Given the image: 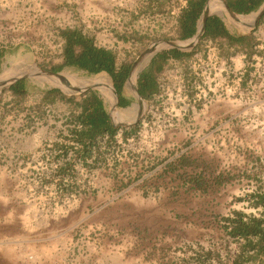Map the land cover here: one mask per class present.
Wrapping results in <instances>:
<instances>
[{
    "label": "rangeland",
    "instance_id": "obj_1",
    "mask_svg": "<svg viewBox=\"0 0 264 264\" xmlns=\"http://www.w3.org/2000/svg\"><path fill=\"white\" fill-rule=\"evenodd\" d=\"M186 2L0 0V74L60 65L67 28L116 45L130 66L168 42L189 49L197 32L180 38ZM239 18L228 17L240 27ZM256 26L250 33L263 54L255 59L201 43L189 64L168 68L153 99L136 102L124 86L130 101L119 110L110 88H64L34 72L24 79L26 94L1 88L0 264H264L243 237L225 231L237 212L264 215L254 206L264 196V20ZM55 72L112 85L106 72ZM49 88L76 103L80 94L87 93L85 104L100 97L118 130L113 140L105 135L89 156L81 153L80 107L52 106L42 94Z\"/></svg>",
    "mask_w": 264,
    "mask_h": 264
},
{
    "label": "crops",
    "instance_id": "obj_2",
    "mask_svg": "<svg viewBox=\"0 0 264 264\" xmlns=\"http://www.w3.org/2000/svg\"><path fill=\"white\" fill-rule=\"evenodd\" d=\"M193 1H197V0H187V2H186L187 5L185 6L184 10L188 9L189 4ZM209 4H210V7L208 8ZM225 6L227 7V9L229 11L226 9ZM205 7L208 8L207 9L208 16L205 20L204 28L202 29L201 24H200L201 28L197 27V29H196V26H195V33L197 32L196 33L197 39L193 42L192 46H190L189 49H182L180 47L159 48V49L155 50L154 52L150 53L146 57V60H145L146 62L144 63V65L138 71H136L137 70V68H136V70H135L136 72H134L132 74H131V71H132V68L134 67V63L137 59L133 62V64L131 66L128 65L127 63L121 62V59L119 58V51L117 52L115 49L116 45H114V46L113 45L112 46H101V45L96 43V40L94 38V43L97 47H103L107 50H110L114 54L115 65L121 66L122 64H127L129 66L127 78L124 81L123 85L121 86L120 91L117 90V88L114 85L113 79H112V85L110 84V89H111L112 94L114 95L113 89H112V86H114V88L117 91L118 97L120 98V101H121V96L126 97L123 94L124 86H126L130 89L131 96H133L136 99V102H137V96L135 93L136 90L138 91V94L141 97H143L142 94L139 92V86H140L139 75L141 72L149 69V67H151L152 63L157 62L159 59V56L162 54V52H170L171 53L172 51H176L177 55L174 57L169 56L163 64L162 72L156 74V78L154 80L155 85H156V92L153 94L146 92L145 94H146V97H148V100L153 99L158 93H160L161 86H162L161 82L163 81V79H164L163 77H164L166 71L168 70V68H172V67L176 66L177 64H179V65L189 64L192 59H194L200 55V53L198 52V48H199V45H201V43L209 42L211 44L213 43L214 45L215 44L219 45L220 43H222L224 46L227 47V49L230 51L231 54L240 52L242 54H245L248 58H253V59H255L256 54H263V53L259 52L256 48V42H257L256 32L253 31L252 33H250V31L252 28H254V29L258 28V26H256L257 20L258 21L264 20V11L261 14H258V10L261 9L262 7L264 8V0H210L209 2H208V0H205L203 3L202 9H201V14L199 16L200 19H201V16L203 14ZM225 9L227 10L228 14L226 12H224ZM231 15L232 16L234 15L238 18L239 17H245L248 15H251V17H249L247 20H244L245 18L244 19L239 18V21H241V23H242V25H240V27H239V26H236L235 24H233L228 19V17H230ZM199 18H198V20H199ZM214 20L218 21V30H216L217 33H213L211 31V29H212L211 22ZM243 23H245V25ZM253 23H254V25H253ZM196 25H197V22H196ZM115 43H117L119 45V42L117 40L115 41ZM260 56H256V59L259 62L261 60H263V57H260ZM185 58H187V59H185ZM137 73H138V75H137ZM131 78H133V80L135 79L134 82H136V86H135V84L133 87H131L129 85ZM20 81H22V80H20ZM20 81H18V82H20ZM18 82L14 83L12 85L17 84ZM25 86L27 88L26 84H25ZM10 87L8 90L9 93L14 94L13 91L10 90ZM17 87H20V86H17ZM49 89H51V88H49ZM55 89H57V88H55ZM44 90H47V89H44ZM44 90H42L43 96H44V92H43ZM28 92H29V90H28ZM14 95H17V94H14ZM63 95H65V94H63ZM86 95H87V93H85L83 95L80 94L79 95L80 97H79V100H77V103L75 102V98H73L72 96H67V95H65V98H63V99L60 98L59 96H57V98H55L54 101H52L50 103H53L52 106H58L60 104V101H62V100H65L68 102L74 101V103L80 107L79 115L76 117V118H78L80 115H82L84 113V108L86 106V104H85ZM96 98L102 102L104 110H105L106 114L108 115L109 122H110L111 126L113 127L112 118H111L110 114L108 113V111L106 110V107H105L103 100L97 96H96ZM145 99H147V98H145ZM114 100L115 99L113 98V105H112L113 109H114ZM121 106L122 105H120V108H121ZM28 108H32V107L29 106ZM113 113L115 114L116 112H113ZM68 118L69 117L67 116V119ZM76 118H75V121L77 122ZM77 123H79V122H77ZM105 135H107V134H105ZM105 135L98 136L92 140L84 139V140L80 141L79 139H77L76 140L77 144L81 147V153L89 156L90 153H92V151L94 149H96V146L98 147L102 143L101 138ZM113 138L114 137L108 136V140H110V141L113 140ZM254 206H261L263 209L262 213H264V204L261 203V198L259 199V201H257L254 204ZM251 217H253L257 220L258 219H264V215H261L259 217L248 215V216H245L243 218V220L247 221V220L251 219ZM225 221L227 223L229 222L228 219H225ZM262 227H263V231H264V223L262 224ZM230 229H231V226L229 224H226L225 231L227 234H230ZM243 238H244L243 241H244V248L245 249L249 250L250 253H253L254 255L258 256L259 258H264V239L261 240L259 234H256L253 236L248 235V236L243 237Z\"/></svg>",
    "mask_w": 264,
    "mask_h": 264
},
{
    "label": "trees",
    "instance_id": "obj_3",
    "mask_svg": "<svg viewBox=\"0 0 264 264\" xmlns=\"http://www.w3.org/2000/svg\"><path fill=\"white\" fill-rule=\"evenodd\" d=\"M205 0L193 1L189 4L188 9H185L180 16V23L183 29L181 38L186 39L194 35L196 22L201 14V9ZM213 33H217L218 21L211 22ZM63 38L62 47V62L58 66H54L52 71H59L64 67L76 68L84 70L89 74H98L100 72L108 73L114 82L117 90H121V86L127 78L129 66L122 64L121 66L115 65L114 54L103 47H97L94 43V37L84 32L81 28H67L61 31ZM4 51H0V58L3 56ZM176 51L162 52L157 62L152 63L149 69L143 71L139 75V92L144 98L146 92L153 94L156 92L155 78L156 74L162 72L163 64L169 56H176ZM26 80H22L10 87L14 94L22 95L28 92L25 86ZM20 86V87H17ZM45 99L48 102L54 101L57 96L65 98L58 89L51 88L44 90ZM72 99V98H71ZM129 99L121 96L120 105L126 106ZM77 122L82 125L81 131H75L77 138L81 141L84 139L92 140L98 136L107 134L109 137H114L117 129L112 127L108 115L106 114L103 104L95 96L89 104H86L84 113L76 118ZM261 203L264 204V196L261 198ZM231 226L230 235L238 237H246L260 235L261 240L264 239V231L262 224L264 219H251L245 221L243 216L238 212L235 217L227 218ZM232 264H242L241 260L235 258Z\"/></svg>",
    "mask_w": 264,
    "mask_h": 264
},
{
    "label": "bare ground",
    "instance_id": "obj_4",
    "mask_svg": "<svg viewBox=\"0 0 264 264\" xmlns=\"http://www.w3.org/2000/svg\"><path fill=\"white\" fill-rule=\"evenodd\" d=\"M210 7V4L208 6V8ZM226 7V6H225ZM207 8V9H208ZM227 9V7H226ZM228 10V9H227ZM229 11V10H228ZM208 12V11H207ZM202 21V20H201ZM201 26H202V22H201ZM200 26V28H201ZM136 69L134 68L131 72L134 73ZM134 71V72H133ZM19 73V72H18ZM18 73L15 74L13 69H6L2 74H0V89L3 88L9 81H11ZM15 74V75H14ZM14 75V76H13ZM13 76V77H12ZM26 76H29L28 73L26 74ZM12 77V78H11ZM133 77V76H132ZM52 79L59 81L60 84L61 83H65V85H63V87H66V84L68 85V83L70 84V86H74V85H80V87H85L88 85H94L95 87L100 88L101 90H107V88L109 89V85L110 82L106 77H98L95 79H86L84 77H78L77 75L73 74V75H69L67 73H63L62 75L59 73V75L55 76V77H51ZM135 80V79H134ZM134 80L133 78L130 79L129 85L131 87L134 86ZM58 82V83H59ZM91 87V86H90ZM89 87V88H90ZM84 89V88H83ZM2 90V89H1ZM105 90V91H106ZM65 91V90H64ZM104 92V91H103ZM114 94H115V104L114 107L117 106V94L115 92V90H113ZM108 93V92H107ZM137 98H139L138 94L136 93ZM140 99V98H139Z\"/></svg>",
    "mask_w": 264,
    "mask_h": 264
},
{
    "label": "water",
    "instance_id": "obj_5",
    "mask_svg": "<svg viewBox=\"0 0 264 264\" xmlns=\"http://www.w3.org/2000/svg\"><path fill=\"white\" fill-rule=\"evenodd\" d=\"M263 11H264V8L262 7L261 9L258 10V14H261ZM207 16H208L207 8L205 7V8H204V11H203V14H202V16H201V20H202V29L204 28V24H205V20H206ZM168 43H169V44L167 45L166 48H168V47H169V48H170V47H171V48H173V47H179V42H168ZM157 49H159V48H154V49H152V48H148V49L144 50V51L142 52V54L140 55V57L135 61L134 66H135V64H137V63L140 61L141 58L146 57L147 55H149L150 53L154 52V51L157 50ZM29 72H34V73H37L38 75L49 76V77H55V76L59 75L58 72H54V71H52V70H45V69H42L41 67H39V66H37V65H26V66H24L23 68H20L19 73H18V74H17V75L11 80V81H9V82H8V83L2 88V90H4L5 88H9L12 84H14V83H16V82H18V81H20V80H23V79L29 77V76H26V74L29 73ZM112 88H113V90H115V92H116V94H117V91H116V89L114 88V86H112ZM85 89H86V88H84V89L78 91L79 94L82 93V92H84ZM2 90H1V91H2ZM135 93L138 94V91L136 90ZM72 94H73V93H72ZM138 96H140V95L138 94ZM139 98H140V97H139ZM119 109H120V98L118 97V94H117V110H119ZM122 125H123V124H122Z\"/></svg>",
    "mask_w": 264,
    "mask_h": 264
}]
</instances>
